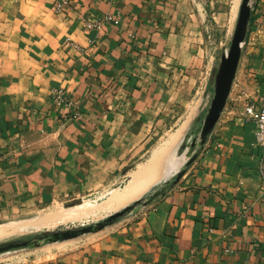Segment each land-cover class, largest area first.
I'll use <instances>...</instances> for the list:
<instances>
[{"label": "crops", "instance_id": "crops-1", "mask_svg": "<svg viewBox=\"0 0 264 264\" xmlns=\"http://www.w3.org/2000/svg\"><path fill=\"white\" fill-rule=\"evenodd\" d=\"M55 2L0 0V219L100 187L188 120L183 142L213 87L208 15L229 1L69 0L61 13ZM107 12L120 22L83 20ZM263 17L257 0L226 105L181 178L39 264H264V170L244 116L264 97ZM59 86L80 120L54 103Z\"/></svg>", "mask_w": 264, "mask_h": 264}, {"label": "rangeland", "instance_id": "rangeland-1", "mask_svg": "<svg viewBox=\"0 0 264 264\" xmlns=\"http://www.w3.org/2000/svg\"><path fill=\"white\" fill-rule=\"evenodd\" d=\"M206 1V0H205ZM228 3L224 4L225 13L219 18L216 14H212L209 12L208 15V31L206 34V41L210 43L209 45L214 46L216 52V68L219 66L220 58L223 53H225L231 44V40L235 31L236 22L239 15V6L237 11H231V0ZM257 0H250L251 7L256 5ZM234 5V0H233ZM233 8V7H232ZM233 13V15H232ZM264 19V17H263ZM246 68L245 64H241V70H239V76H241L244 80L246 78V72H244ZM212 84L213 87H208V94L204 100L203 110L200 113L199 117L195 120L191 128L188 130V134L185 140L182 141L184 133L188 127L183 130V134L180 140L178 153L174 156L177 157L176 161H172L169 164L168 170L165 172L162 180L156 184L151 190H149L146 194H144L141 198V202L137 204L135 207L141 206L143 202L150 197L153 193L163 189L166 186L174 183L176 174H174L178 169L185 170L187 168L186 163L195 155V150L198 146V140L200 137V130L203 124L204 117L210 107L211 101L214 97L215 91V75H212ZM204 87H201L203 89ZM172 127L169 128L165 133H158L151 138L146 144L145 148H142L139 151V156L134 157V161L126 164L121 167L120 171L115 175H110L108 180L101 185L100 187L87 191L80 195L79 197H66L57 199L54 201H50L44 203L42 205H33L32 207H27L24 211L15 213L5 219H0V225L4 224L9 229L8 232L0 236V242L18 239V238H26L31 237L35 234L41 233L46 230L56 229L60 225H65L66 227H79L82 224L89 225L101 221L105 217H107L110 213L101 216V217H92L91 215H79V213H72V209L85 204L87 202H91L99 199L100 197L105 196L110 190L117 188L121 183L125 182L132 173V170L136 169L137 165L144 162L151 154L153 149L158 146L165 138H167L170 134L178 129V124L173 123ZM178 126V127H177ZM177 127V128H176ZM160 134V135H159ZM190 146L192 147L191 150ZM177 148L175 149V151ZM189 151V152H188ZM183 152L181 156L179 154ZM174 154V153H173ZM184 163V164H183ZM83 198L82 204H77L75 206H70L72 202H75L76 199ZM132 203V202H131ZM71 207V208H70ZM73 207V208H72ZM123 207V206H122ZM120 207L119 209H121ZM134 207V208H135ZM53 209V210H52ZM118 209V210H119ZM60 210L63 211L62 217L57 219H48V215L51 214L50 211ZM70 211V212H69ZM112 213V212H111ZM40 216V217H39ZM53 226V227H52ZM88 235V233H84L79 235L77 238H82ZM75 239L64 240V241H56V242H40L38 246H30L26 248H20L15 250H10L7 252L0 253V264H39L40 262L49 263L54 259H57V256L61 254L64 249H66L69 243H72Z\"/></svg>", "mask_w": 264, "mask_h": 264}, {"label": "water", "instance_id": "water-1", "mask_svg": "<svg viewBox=\"0 0 264 264\" xmlns=\"http://www.w3.org/2000/svg\"><path fill=\"white\" fill-rule=\"evenodd\" d=\"M251 11L252 7L250 0H242L240 3L239 15L230 47L225 53L221 55L219 66L214 70L215 94L203 120V124L200 130V137L198 140L199 146H203L206 143L207 138L212 132L215 124L217 123L220 117L221 112L223 111L226 105L240 63L242 47L247 34L248 24L251 18ZM179 146L171 157H174L178 153V148H180ZM191 149L192 147L190 146L189 150ZM182 154L183 152H181L179 156H181ZM193 158L194 157H192L186 163L187 166L190 165ZM175 174L176 177L174 182H177L184 174V170H179ZM131 179L132 175L127 180H125V182L121 183L117 188L111 190L105 196H103L104 200H107L112 197V194L115 192H117L116 194L122 193ZM156 194L157 193L155 192L150 195V197L147 198L143 203H148V201ZM141 200L142 198H137L132 203L124 205L121 209L113 211L101 221H98L93 224H82L79 227L75 226L71 228L66 227L65 225H60L56 229L46 230L31 237L18 238L0 242V253L20 248H26L30 246H38L42 241L48 243L69 240L78 237L79 235L84 233L101 230L105 226L116 221L118 218H120L127 212L131 211L137 204L141 202ZM82 203L83 198H78L75 202H72L70 206H75L77 204Z\"/></svg>", "mask_w": 264, "mask_h": 264}, {"label": "bare ground", "instance_id": "bare-ground-1", "mask_svg": "<svg viewBox=\"0 0 264 264\" xmlns=\"http://www.w3.org/2000/svg\"><path fill=\"white\" fill-rule=\"evenodd\" d=\"M239 3L240 0H234L232 9H234L233 11H235V13ZM187 122L188 120L183 121L176 131L170 134L153 149L150 156L144 162L138 164L136 169L132 170V173H130L132 179L126 185V188L122 193L118 192L119 194H116L117 192H115L112 194V197L107 200L100 197L97 200L87 202L72 209V213H79V215L88 214L97 218L116 211L120 207L133 202L137 198H141L157 184V180L163 178L165 172L168 170L167 168H169V164L172 161L177 160V157L171 156L179 145L178 140L180 139L182 130L186 127ZM50 212L51 214L48 215V219H57L58 216L62 217L63 214V211L60 210ZM8 231L9 229L6 225H0V236Z\"/></svg>", "mask_w": 264, "mask_h": 264}, {"label": "built area", "instance_id": "built-area-1", "mask_svg": "<svg viewBox=\"0 0 264 264\" xmlns=\"http://www.w3.org/2000/svg\"><path fill=\"white\" fill-rule=\"evenodd\" d=\"M69 0H56L54 10L58 13L64 11ZM89 28L100 29L104 24H118L120 18L115 13L107 12L104 18L100 20L97 17L83 18ZM52 98L57 107L74 120H80L82 112L77 102L71 97L63 86L55 87L52 90ZM244 116L254 121L256 126L257 144L261 149L262 167L264 170V97L258 102H248L245 107ZM188 264V263H181Z\"/></svg>", "mask_w": 264, "mask_h": 264}, {"label": "trees", "instance_id": "trees-1", "mask_svg": "<svg viewBox=\"0 0 264 264\" xmlns=\"http://www.w3.org/2000/svg\"><path fill=\"white\" fill-rule=\"evenodd\" d=\"M158 184V183H157ZM154 187V186H153ZM161 191H157L156 193H160Z\"/></svg>", "mask_w": 264, "mask_h": 264}]
</instances>
